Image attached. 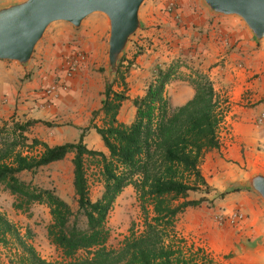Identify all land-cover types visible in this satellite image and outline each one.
Segmentation results:
<instances>
[{
    "label": "trees",
    "instance_id": "1",
    "mask_svg": "<svg viewBox=\"0 0 264 264\" xmlns=\"http://www.w3.org/2000/svg\"><path fill=\"white\" fill-rule=\"evenodd\" d=\"M139 51L138 53H140ZM123 55L118 73L107 79L102 107L93 112L90 126L82 128L77 141L51 145L31 136L37 122L45 120H4L0 125V186L16 197L14 207L27 210L34 203L50 209L48 238L61 255L43 257L22 235L19 226L0 209V245L13 238L22 254L10 258L16 264H222L203 247L185 246L178 238L179 216L188 207H199L208 196L190 198L191 192L210 193L211 185L201 170L208 150L220 146L219 130L224 119L222 100L212 81L203 73L191 77L196 94L174 109L165 94V86L176 74L180 63L158 69L157 80L146 95L134 99L135 120H118L125 90L114 89L120 80L126 86ZM225 101V100H223ZM102 115V124L94 120ZM95 128L108 154L91 149L85 143L87 130ZM70 153L74 166L73 186L77 208L53 187H43L33 179H24L23 171L37 173ZM90 168L103 190L93 199ZM133 186L140 202L143 229L133 225L118 246L109 245V216L124 189ZM237 186L232 191L240 190ZM231 191V190H230ZM31 235L28 230L27 237Z\"/></svg>",
    "mask_w": 264,
    "mask_h": 264
},
{
    "label": "crops",
    "instance_id": "2",
    "mask_svg": "<svg viewBox=\"0 0 264 264\" xmlns=\"http://www.w3.org/2000/svg\"><path fill=\"white\" fill-rule=\"evenodd\" d=\"M12 1L18 0H0V5ZM182 1L186 28L180 34L181 37L173 39V46L166 47L158 38L160 30H167L173 25V19L164 12L157 13L149 17L148 24H144L145 29L140 30L143 32L141 40H138L126 56L124 62L130 66L125 77L126 86L120 80L114 86L115 90H125L128 96L120 107L118 120L126 124L135 120L137 107L134 99L146 95L149 85L157 80L159 68L164 69L170 64L180 63L175 76L165 86V94L172 109L185 104L196 94L191 77H196L197 72L207 75L222 100L224 119L219 130L220 146L207 151L201 170L207 182L216 188L215 191L224 192L232 183L241 187V182L251 171L264 172V124H259L257 120L264 112V39L257 42L241 18L242 24L234 22L231 26L223 20L220 26L225 34L222 32L223 35L216 36L214 28L218 26V22L214 19L215 15L202 3L199 4V0ZM94 14L97 16L91 18ZM140 14L144 23L146 19L143 8ZM59 22L66 23L62 26L66 30V35L63 36L65 38L61 40L64 45L56 44L50 53V44H45L40 53H37V59L33 57L27 67L15 61L0 59V124L12 118L62 121L63 126L60 127H64L67 134L65 139V134H62L58 141L51 143L47 134H33L51 145L79 139L82 128L91 125L93 112L101 109L107 83L91 68L96 61L95 56L97 59L105 57V36L110 32L108 18L102 13H93L83 21L80 28H75L68 22ZM51 38V42H58L60 37L55 34ZM164 40L165 38L162 41ZM72 43L84 44L90 49V61L74 76L67 78V90L60 89L56 94L45 97L43 88L57 81L59 75H64L61 72V67L64 66L63 55ZM139 51L141 52L138 53ZM42 61L47 62L45 66L41 64ZM174 101L178 105H174ZM102 117L100 114L94 121L101 125ZM40 124L43 123L37 122L31 129L34 130ZM56 127L51 133L57 131L58 126ZM99 135L95 128H91L84 141L88 145L89 136ZM101 145L97 148L88 147L108 154L104 142ZM25 172L29 171H23L20 175ZM223 200H228L220 203L225 206V212L234 209L231 202L235 201L236 208L246 213L243 226L227 221L220 227L212 213L223 210H214L203 205L198 209L188 207L184 212L189 215L201 212L200 220L185 223L180 219L177 229L186 235L194 226L198 234L211 231V228L217 226L220 229L216 231L221 232V238L230 237V231L236 229V242H239L241 234H248V242L254 244L258 251V244L264 238V203L256 198L253 190L243 187L231 191ZM19 220L26 221V224L20 222L25 225L21 228L23 232L28 228L34 231L33 237L36 238L31 243L39 250L40 240L37 239V233H45L44 236L48 239V230L32 224L31 219L24 216L14 219L17 223ZM29 222L31 223L28 224ZM14 246L13 243L0 245V264H16L10 258L21 254L15 252ZM220 250L221 245L216 249V254Z\"/></svg>",
    "mask_w": 264,
    "mask_h": 264
},
{
    "label": "rangeland",
    "instance_id": "3",
    "mask_svg": "<svg viewBox=\"0 0 264 264\" xmlns=\"http://www.w3.org/2000/svg\"><path fill=\"white\" fill-rule=\"evenodd\" d=\"M167 1L169 0H146L145 1V3L142 6L143 14L146 19V21L144 20L145 25H147L148 22L150 21L149 17L153 15L155 16L157 15V13H163V12L166 13L165 4ZM178 1L181 5L184 2L182 0H178ZM196 2L198 3V1ZM199 2H200L199 4L202 3L201 0H199ZM182 8H183V5H182ZM94 16H97V14L92 15L91 18H93ZM214 19L215 21L218 22V26L216 25V27L214 28L215 33H217L216 36L223 35V33L225 34V32L222 31V27L220 26V24H223L222 23L223 20L224 21L226 20L229 26L233 25L234 22L235 23L237 22V24L243 23V21L238 17H226L223 15H215ZM63 24H66V23H61V22L56 23L55 22L50 25L43 39L39 42L36 48L34 59H37V53H40V50L43 48L42 46H44L45 44L47 43L50 44L48 46V51H50V53L53 51V48L56 47V44L57 45L59 44L60 46L61 44H63L62 42L64 41H61V40H63L65 38L63 36L66 35V30L62 27ZM172 27L173 25L167 30L166 29L160 30L158 35L159 34L161 35L164 33L166 35L164 38L169 37L168 33L170 34ZM158 29H161V27H159ZM142 33H143L142 31H139L133 37L132 42L128 48L127 55L130 54L129 52L132 51L133 46L138 42V40H141ZM55 34L59 36L60 38L58 39V42L57 41L51 42L52 40L51 37ZM108 39H109V34L105 36V42L107 46L105 57L102 59L98 57L97 59L96 56L94 55L96 61H94L93 68H91L92 71H95L94 73H98V75H101L104 78L105 82H107V79H108V69H107V58H108V50H109ZM226 40L227 39H225V41ZM80 45L82 46L84 50L89 52L91 55L90 49H87L84 46V44H80ZM166 47H168V45ZM67 51L68 49L66 50V52ZM44 61H42L41 63L43 64V66H45V63H47ZM37 66L40 67L42 65H37ZM126 66L127 64L124 62L123 67L125 68ZM176 103L177 102L174 101V105H178ZM7 121H11V119H8ZM53 123H54V126H47L44 123L38 126H35L34 130L31 129V132L29 134L31 136H33V134L35 135V134H40V133L47 134V137L51 141V143L58 141V139H60L62 134H65L63 137V139H65V136L67 134L63 130L64 127H60V126H63L62 121L54 120ZM1 124H3V122ZM56 126H58L57 131L51 133V131L57 128ZM89 130H87V132H89ZM88 141H89L88 145L91 148L101 147L102 146L101 143H103L100 135L98 137L89 136ZM105 149L107 150L106 147ZM73 157H74V153H71L65 159L61 161L53 162L49 164L48 166L41 168L35 174L32 172H25L23 173L22 177L27 180L33 179L34 183L39 184L43 187L55 188L57 192L59 193V195H61L64 199H66L69 203H71L74 209H76L78 205H77V200L75 197V190L73 186V176H74V171H73L74 166L72 162ZM93 169L90 168V171H89L90 181H91V195L93 199H96L98 196L101 195L103 187L100 181L94 175ZM233 188H236V183H232L231 186L228 187V190H225L224 192L215 191L216 188L214 187H212V190L210 193L191 192L190 198H199V197L206 195L208 196L209 201L205 202L201 206L205 205L207 206V208H213L214 210L222 209L223 210L222 212H225L224 211V209H226L225 206L220 205V203L223 201H228V200H223V199L228 193L232 191ZM255 196L256 198H258L260 201L264 203V200L258 194L255 193ZM15 199L16 197L14 195H12L9 191L4 189L3 186H0V208H2L3 211L7 213V216L9 217V219L14 221L15 218L17 219L20 216L22 217L24 216L28 219H31L32 224L41 226L42 229H44V227H46L47 229L52 219L51 214H50V209L47 205L40 204V203H34L27 210L16 209L14 207ZM231 203H233L232 208H236V202L234 201ZM197 209L196 211H200ZM201 215H202L201 212H193L192 215L183 213L179 216L178 220L183 219V222L191 223V220L193 221L195 219L200 220ZM215 215L216 213H212V217H214L215 221L218 222L217 219L215 218ZM20 222L26 224V221L19 220V223L17 222L15 223L19 226L22 235L26 238L28 242L31 243V240L36 238V237L35 238L33 237L34 231L33 232L31 231V235L27 237V232L28 230H31V229L28 228L25 232H23L21 228L22 227L24 228L25 225L24 224L21 225ZM31 222H29L28 224H30ZM243 224L244 222L241 221L234 225L243 226ZM108 225L111 228V237L109 240V245L111 246H118L120 242L127 235L130 234V229L133 225L135 226V229L137 230L143 229V219H142L140 202L138 200L137 193L133 186L126 187L124 191L121 193V195L117 198L114 208L110 213ZM218 225L222 227L220 224ZM194 227H192V230L190 231V233L186 235H184L180 229H177L178 238H183L185 240V246L187 248H189L190 246H197V247L201 246L207 251V253L215 257L222 264H264V253L258 252L254 244L252 245L248 242V238L250 239L249 237L250 235L241 234L239 242H236V229L230 231L231 232L229 234L230 237L221 238L220 237L221 232L216 231V229H220L217 226H214L213 228H211V231L209 230L207 232H200L199 234L197 233V230L195 231ZM222 229L225 230L226 228H222ZM44 235L46 234L43 232L41 234L37 233V237H38L37 239L40 240L38 241V246H39V250L37 249L38 252L41 253L42 256H47L48 259H55V258L60 257L61 255L60 251L56 248L55 245H53L50 242L48 238V234H47L48 239H46ZM42 236L44 237L42 238ZM10 239L11 240L9 243L15 244V246L13 247V248H16L15 252L22 254V249L18 245V243H16V241L13 238H10ZM42 241H44L45 243H43ZM256 242L257 241L255 240L254 243L256 244ZM219 245H221L222 250H220L219 253L216 254V249L218 248Z\"/></svg>",
    "mask_w": 264,
    "mask_h": 264
},
{
    "label": "water",
    "instance_id": "4",
    "mask_svg": "<svg viewBox=\"0 0 264 264\" xmlns=\"http://www.w3.org/2000/svg\"><path fill=\"white\" fill-rule=\"evenodd\" d=\"M146 0H18L0 5V59L27 67L51 24L68 22L80 28L93 13L109 21L108 79L118 73L133 37L144 28L141 8ZM214 15L237 16L257 42L264 39V0H201ZM241 187L264 200V172L251 171ZM264 253V238L258 244Z\"/></svg>",
    "mask_w": 264,
    "mask_h": 264
},
{
    "label": "built area",
    "instance_id": "5",
    "mask_svg": "<svg viewBox=\"0 0 264 264\" xmlns=\"http://www.w3.org/2000/svg\"><path fill=\"white\" fill-rule=\"evenodd\" d=\"M166 13L173 19L172 32L168 33L169 37H166L164 41L163 38L166 36L159 34V39L164 45L171 46L174 38L181 37L180 34L184 32L186 28L185 16L183 13L182 5L178 0H169L165 4ZM163 35V36H162ZM90 53L82 48L79 43H72L68 51L63 55V69L61 72L64 75H59V79L54 83L50 84L43 88V93L45 97H50L58 92L60 89L67 90L69 87L67 78L74 76L82 67H84L90 61ZM48 99L46 100V102ZM46 102H43L44 105ZM259 124H264V112L258 116ZM246 214L239 208H234L229 213L219 212L216 213V219L220 225H225L228 221L231 224H237L241 221H244Z\"/></svg>",
    "mask_w": 264,
    "mask_h": 264
}]
</instances>
